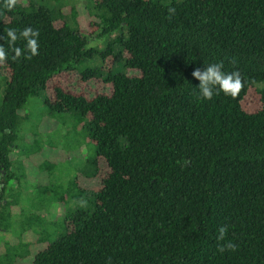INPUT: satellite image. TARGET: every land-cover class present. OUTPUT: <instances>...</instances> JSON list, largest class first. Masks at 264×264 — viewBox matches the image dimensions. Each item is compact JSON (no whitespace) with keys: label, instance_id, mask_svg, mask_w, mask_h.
<instances>
[{"label":"trees","instance_id":"obj_1","mask_svg":"<svg viewBox=\"0 0 264 264\" xmlns=\"http://www.w3.org/2000/svg\"><path fill=\"white\" fill-rule=\"evenodd\" d=\"M85 4L83 32L76 8L0 0V219L24 187L12 151L28 131L95 149L88 186L76 174L64 187L86 204L57 238L37 248L43 220L8 223L12 243L37 248L25 264H264V0ZM217 61L243 87L203 100L192 71ZM40 96L62 132L22 113Z\"/></svg>","mask_w":264,"mask_h":264},{"label":"rangeland","instance_id":"obj_2","mask_svg":"<svg viewBox=\"0 0 264 264\" xmlns=\"http://www.w3.org/2000/svg\"><path fill=\"white\" fill-rule=\"evenodd\" d=\"M39 2L49 6L55 12L64 8L65 12L69 13L71 9L76 8V23L83 32L85 31L89 14V7L85 4L86 0H39ZM71 15L72 13H69L67 16ZM67 18L72 22L70 17ZM3 83L4 80L0 77V92L3 90ZM43 99V96L30 99L29 103L21 110L22 113L29 114V120L32 117L41 120L40 126L44 125L43 128L48 129L47 133L62 132L64 127L57 122L56 117L49 115L43 105ZM28 132L20 139L17 148L12 151L13 161L15 166L17 165L14 168L17 173L23 176L24 187L21 191H8L6 196L7 200H14V202L9 210L2 213L0 219V250L3 248L2 244L10 242L3 251H0V264L31 262L37 248H42L46 242L58 237L62 231L60 226L65 215L86 204V199L80 198V191H71L68 194L67 191H64V187L76 174L82 185L88 186L89 178L79 171V168H81V161L86 163V160L94 154L93 144L88 143L80 136L75 139L74 134H68V136L65 134L61 138L58 136L57 139L55 137V139L43 138L44 140L36 143L34 141L35 130ZM40 133L44 134L45 132ZM61 156H64L65 160L61 159ZM19 174H16V177ZM14 185L16 188L19 187L17 182ZM22 210L24 213L21 212ZM30 217L43 220L40 228L47 231L44 236L45 240L36 249L33 248V245L26 247L23 246V243H18V245L12 243L20 239L19 233L14 235L11 231L12 227L8 228L10 225L8 223H11L12 220L13 223L24 222ZM6 237L7 239H5ZM31 237L34 239V235Z\"/></svg>","mask_w":264,"mask_h":264},{"label":"clouds","instance_id":"obj_3","mask_svg":"<svg viewBox=\"0 0 264 264\" xmlns=\"http://www.w3.org/2000/svg\"><path fill=\"white\" fill-rule=\"evenodd\" d=\"M22 35L27 38V48L32 55L37 54L38 33L31 28H26ZM8 36L11 41H15L17 36L14 31H9ZM20 54L19 49L16 50ZM5 58V51L0 48V60ZM192 77L199 81L197 86L198 96L203 100H212L215 95L235 97L243 87L241 75L238 71H226L223 61L204 62L202 68L197 67L192 71ZM224 230L221 229V232Z\"/></svg>","mask_w":264,"mask_h":264}]
</instances>
